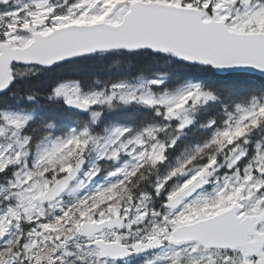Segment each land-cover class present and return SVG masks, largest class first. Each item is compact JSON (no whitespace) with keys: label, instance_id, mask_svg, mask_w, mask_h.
<instances>
[{"label":"snow or ice","instance_id":"obj_1","mask_svg":"<svg viewBox=\"0 0 264 264\" xmlns=\"http://www.w3.org/2000/svg\"><path fill=\"white\" fill-rule=\"evenodd\" d=\"M0 264H264V0H0Z\"/></svg>","mask_w":264,"mask_h":264},{"label":"trees","instance_id":"obj_2","mask_svg":"<svg viewBox=\"0 0 264 264\" xmlns=\"http://www.w3.org/2000/svg\"><path fill=\"white\" fill-rule=\"evenodd\" d=\"M129 71L132 73H137L139 70L135 67H132L129 69ZM151 71H155V70H150L148 74H151ZM121 72L122 69H107L105 67H96L88 70L87 77L107 79L109 76L118 75Z\"/></svg>","mask_w":264,"mask_h":264}]
</instances>
